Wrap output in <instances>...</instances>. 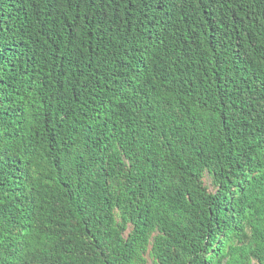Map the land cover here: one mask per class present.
<instances>
[{
  "label": "trees",
  "instance_id": "1",
  "mask_svg": "<svg viewBox=\"0 0 264 264\" xmlns=\"http://www.w3.org/2000/svg\"><path fill=\"white\" fill-rule=\"evenodd\" d=\"M264 264V0H0V264Z\"/></svg>",
  "mask_w": 264,
  "mask_h": 264
},
{
  "label": "rangeland",
  "instance_id": "2",
  "mask_svg": "<svg viewBox=\"0 0 264 264\" xmlns=\"http://www.w3.org/2000/svg\"><path fill=\"white\" fill-rule=\"evenodd\" d=\"M139 264H152L150 258L147 255L141 256V263Z\"/></svg>",
  "mask_w": 264,
  "mask_h": 264
}]
</instances>
